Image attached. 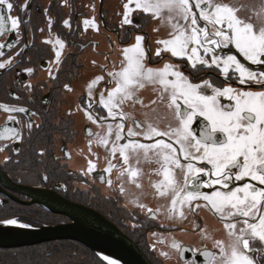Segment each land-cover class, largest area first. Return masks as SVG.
I'll list each match as a JSON object with an SVG mask.
<instances>
[{
    "label": "snow or ice",
    "instance_id": "obj_1",
    "mask_svg": "<svg viewBox=\"0 0 264 264\" xmlns=\"http://www.w3.org/2000/svg\"><path fill=\"white\" fill-rule=\"evenodd\" d=\"M0 6H6L9 13L14 8L10 0H0ZM240 11V7L226 0H128L122 20V25L137 27L132 19L135 12L152 15L162 22L167 20L172 30L168 38L156 41L157 57L162 59L163 53L186 59V66L193 70H199L198 65L216 69L226 83L234 82L235 87L231 83L215 86L209 79L195 83L179 70V65L172 63L149 66V50L144 47L143 35H137L134 43L122 49V58L111 64V71L107 64L99 66L101 74L86 85L85 117L102 130V134H90L95 140L89 139V144L95 142L106 149L104 172L117 171L121 195L126 191L122 180L126 176L129 183L141 190L131 202L152 219L157 218L161 208L168 219L181 222L201 207L219 217L227 231L226 241L213 239L206 228L200 229L202 238L212 239L213 249L218 250L217 254L205 246L201 254L206 264H264V20L257 25L251 17H242ZM7 19L11 29L18 30L20 19L10 15ZM5 21L6 16L0 12V37L9 31ZM64 24L71 27L68 20ZM83 24L85 28L96 27L93 20L85 19ZM16 42L18 39L0 44V57L6 55L4 49H11ZM55 46L58 50L54 63L59 65L65 43L56 39ZM230 46L247 65L237 55L217 54L216 49ZM11 63V58L0 60V70H6ZM251 65L261 66V70H252ZM24 71L31 74L34 69ZM101 84L105 85L102 90ZM149 86L157 93V99L150 104H156L157 100L165 103L166 99L165 106L174 125L169 123L161 129L147 119V113L145 120L139 121L125 111L126 105L147 107L139 94ZM65 88L72 91L69 85ZM222 97L230 103L222 105ZM0 110L15 124L21 123L16 114L36 115L25 107L4 103H0ZM198 118H203L204 123L197 130L194 124ZM26 126L30 130L33 124ZM5 132L10 135L0 134V140L22 139L18 128H6ZM5 147H0V152ZM141 157L144 162L157 165L148 175L154 174L159 179L154 182L150 179L149 186L154 198L166 201V205L153 209L141 202L144 195ZM114 159H118L119 167L113 163ZM95 168L96 164L89 160L87 173ZM106 183L111 187L114 182L107 179ZM0 225L32 227L17 218L0 219ZM170 247L181 251L175 240ZM161 255L170 258L167 252ZM103 260L118 264L108 256Z\"/></svg>",
    "mask_w": 264,
    "mask_h": 264
},
{
    "label": "flooded vegetation",
    "instance_id": "obj_2",
    "mask_svg": "<svg viewBox=\"0 0 264 264\" xmlns=\"http://www.w3.org/2000/svg\"><path fill=\"white\" fill-rule=\"evenodd\" d=\"M10 2L14 5L10 13L6 6H0L9 30L0 37V44L17 39L18 42L11 49H4L6 55L0 57V60H12L6 70H0V103L22 106L36 115L29 117L23 113L16 114L21 123L15 124L8 120L7 113L0 110V134L10 135L5 132L6 128H18L22 133V139L19 140H0V147L6 146L0 152V219L17 218L22 223L32 225L30 228L71 224L68 217L49 211L37 201L43 197L39 194L46 193V198L50 200L80 205L104 216L130 238L152 264H206V258L201 254L205 246L217 254L218 250L213 249L212 239L202 238L200 229L206 228L213 239L226 241L227 231L219 217L208 208L201 207L194 215L190 214L187 220L181 222L168 219L161 208L157 218L152 219L131 202L140 195L141 190L129 183L126 176L122 178L126 191L121 195L118 191L121 181L117 180V171L114 169L111 174L104 172L107 167L106 149L97 146L95 142L89 144V139L95 140L90 134H102V130L85 117L83 108L87 99L86 85L91 78L101 74L99 66L107 64L111 71V64L119 62L122 49L134 43L137 35L145 37L144 47L149 50V66L162 67L165 63L179 65V70L195 83L205 79L211 80L215 86H227V83H231L235 87V83H226L216 69L198 65L199 70H193L186 66V59L163 53L162 59L157 57L156 41L168 38V33L172 30L170 25L167 20L162 22L142 12L132 15L137 27L122 25L124 4L128 0ZM226 2L234 5L237 0ZM9 15L20 19L18 30L11 29V22L7 19ZM163 15L166 17L167 13ZM240 15L244 18L251 17L252 22L257 25L260 23L253 21L252 11H240ZM85 19L93 20L96 27L85 28ZM65 20L69 21L70 28L64 24ZM56 39L65 43L59 65L54 63L55 51L58 50V46H55ZM216 52L221 57H241L231 46L216 49ZM200 54L203 55V52ZM26 68H33L34 72L29 74L24 71ZM251 68L261 70V66L251 65ZM27 85H31V88L27 89ZM65 85H69L72 91H68ZM99 87L102 90L105 85L101 84ZM139 95L147 107L140 104L126 105V112L134 114L139 121H144V114L147 113V119L158 124L161 129L169 123L175 124L172 114L165 106L166 99L165 103L157 100L156 104H150V101L157 99V93L151 86L141 90ZM93 103H96L95 98ZM220 103L227 105L230 101L222 97ZM27 123L33 124L30 130ZM203 123V118H198L194 127L198 130V126ZM89 160L96 164L91 173H87ZM113 163H117L119 167L118 159H114ZM132 163L135 166V160ZM139 167L144 173L140 178L144 193L140 197L141 202L153 209L166 205V201L154 198L149 186L150 179L153 182L159 179L154 174L148 175L157 165L148 164L141 157ZM45 176L47 180L43 179ZM107 179L113 180L111 187L107 185ZM153 233L157 235L153 236ZM173 240L180 244L181 251L177 252L170 247ZM63 246L75 251H87L75 241H54L19 249H0V264H47L46 259L60 254ZM87 252V261L69 264H105L99 257ZM162 252H167L170 258L162 256Z\"/></svg>",
    "mask_w": 264,
    "mask_h": 264
},
{
    "label": "water",
    "instance_id": "obj_3",
    "mask_svg": "<svg viewBox=\"0 0 264 264\" xmlns=\"http://www.w3.org/2000/svg\"><path fill=\"white\" fill-rule=\"evenodd\" d=\"M39 196H43L37 199L39 203L55 214L68 217L72 223L41 228L0 225V249H19L54 241H75L92 251L105 264L107 261L103 260L104 256L116 260L118 264H152L130 238L101 214L80 205L50 200L46 198V193Z\"/></svg>",
    "mask_w": 264,
    "mask_h": 264
},
{
    "label": "rangeland",
    "instance_id": "obj_4",
    "mask_svg": "<svg viewBox=\"0 0 264 264\" xmlns=\"http://www.w3.org/2000/svg\"><path fill=\"white\" fill-rule=\"evenodd\" d=\"M233 4L234 6L240 7L241 12H245L248 10L252 11L254 15V20L256 22H261L262 20H264V0H237V2ZM63 248H67V246H63ZM72 251H75V250L73 249ZM78 253L82 254V251L78 250ZM57 258L58 257L56 258L54 257L53 259L58 260Z\"/></svg>",
    "mask_w": 264,
    "mask_h": 264
},
{
    "label": "trees",
    "instance_id": "obj_5",
    "mask_svg": "<svg viewBox=\"0 0 264 264\" xmlns=\"http://www.w3.org/2000/svg\"><path fill=\"white\" fill-rule=\"evenodd\" d=\"M68 249L62 248L61 253L54 256L55 258L58 257V260L47 258V264H69L71 262L79 261L80 257L78 256V254L80 253H78V251H72L70 248Z\"/></svg>",
    "mask_w": 264,
    "mask_h": 264
},
{
    "label": "bare ground",
    "instance_id": "obj_6",
    "mask_svg": "<svg viewBox=\"0 0 264 264\" xmlns=\"http://www.w3.org/2000/svg\"><path fill=\"white\" fill-rule=\"evenodd\" d=\"M253 19V21H255L254 20V17L252 18ZM242 63H245L244 61H241ZM246 64V63H245ZM79 244V243H78ZM80 245V244H79ZM84 247V246H83ZM85 249H87V248H85ZM87 251H89V252H91L92 254H94L92 251H90L89 249H87ZM87 251H85V250H82V254H78V256L80 257V260H85V261H87V259H88V252ZM95 255V254H94ZM87 256V257H86Z\"/></svg>",
    "mask_w": 264,
    "mask_h": 264
}]
</instances>
